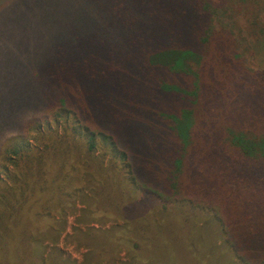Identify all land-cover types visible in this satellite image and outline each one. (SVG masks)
<instances>
[{
	"label": "trees",
	"instance_id": "16d2710c",
	"mask_svg": "<svg viewBox=\"0 0 264 264\" xmlns=\"http://www.w3.org/2000/svg\"><path fill=\"white\" fill-rule=\"evenodd\" d=\"M75 1L66 16L0 15L4 264L43 240V264H68L55 245L70 215L86 227L65 241L85 264L119 251L121 264H163L176 224L207 220L237 264H264V68L233 57L215 22L255 5Z\"/></svg>",
	"mask_w": 264,
	"mask_h": 264
},
{
	"label": "rangeland",
	"instance_id": "374dc122",
	"mask_svg": "<svg viewBox=\"0 0 264 264\" xmlns=\"http://www.w3.org/2000/svg\"><path fill=\"white\" fill-rule=\"evenodd\" d=\"M252 1V2H251ZM255 8L247 4L241 5L236 2L228 7H223L215 15L217 28L223 27L230 34L232 40L233 57H237L241 64L249 71L264 68V0H251ZM26 5H21V3ZM83 8L81 2L60 1V0H0V15L16 16L36 15L39 17L66 16L61 10H79ZM11 173V168L7 167ZM2 171V170H0ZM4 179V174H0ZM78 207V206H77ZM76 215L67 216L64 221L63 230L56 243V248L61 254V261L68 264H85V254L87 249L75 239L65 241V235L72 234L73 227L83 230L86 225L76 223ZM94 228L107 229L110 223L100 227L91 224ZM176 224L172 237L160 243L157 247H162L158 252L163 264H237L232 253L225 247V236L222 235L218 224L211 220L199 223V225H188L187 228ZM186 229V230H185ZM161 238H164L160 235ZM158 236V238H160ZM75 238V237H72ZM157 238V239H158ZM2 241V239H1ZM41 246L32 243L31 255H23L33 264H43L46 256L50 253L51 244L48 241L41 242ZM39 252V253H37ZM108 253V252H107ZM37 254V257L34 255ZM3 254H0V263L4 264ZM22 258L17 254L10 253L6 257L7 264H23ZM34 260L36 263H34ZM60 261V262H61ZM128 262L124 251H119L112 260L104 259L103 256L88 264H121ZM45 264H51L46 260Z\"/></svg>",
	"mask_w": 264,
	"mask_h": 264
}]
</instances>
